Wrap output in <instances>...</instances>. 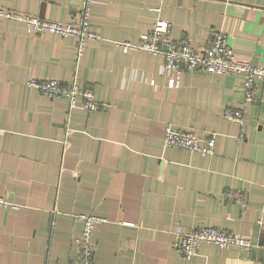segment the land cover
<instances>
[{
  "label": "crops",
  "instance_id": "1",
  "mask_svg": "<svg viewBox=\"0 0 264 264\" xmlns=\"http://www.w3.org/2000/svg\"><path fill=\"white\" fill-rule=\"evenodd\" d=\"M81 2L0 0V8L66 23ZM157 16L172 39L194 46L221 30L238 59L264 67V0H92L89 25L101 40L77 59L75 37L32 34L0 15V197L18 205L0 206V264H88L74 259L81 213L104 218L89 264H264V80L248 102L240 73L183 71L168 87L161 56L115 44L138 43ZM30 74L66 84L75 76L102 106L68 109L65 96L26 86ZM237 107L242 122L223 116ZM167 125L201 139L214 133V152L164 147ZM199 226L257 246L205 243L180 257L177 235Z\"/></svg>",
  "mask_w": 264,
  "mask_h": 264
},
{
  "label": "built area",
  "instance_id": "2",
  "mask_svg": "<svg viewBox=\"0 0 264 264\" xmlns=\"http://www.w3.org/2000/svg\"><path fill=\"white\" fill-rule=\"evenodd\" d=\"M253 1V0H248ZM92 0H82L77 11V18L72 22H60L40 18L32 14L4 11L0 8V15L8 19L22 21L28 32L39 34L42 32L55 33L60 36H73L77 40L76 59L83 53L86 43L101 40L89 25ZM158 13L159 7L150 8ZM170 22L156 17L150 30L140 36L138 43L116 41L115 44L123 51L142 49L161 56L164 72L167 73V86L176 87L183 71L206 70L212 73L236 74L243 77L242 89L244 101L256 98L259 82L264 80V67L254 65L248 61L238 59L227 41L226 34L221 30H210L200 46L192 45L187 39L174 40L169 35ZM26 86L37 89L46 98L56 100L65 96L68 109L79 107L87 112L98 110L102 103L94 98L91 87H82L74 76L69 84L56 78H38L32 74L25 80ZM80 100V101H79ZM223 116L228 120L242 122L243 108H225ZM205 138H199L193 131H182L167 125L164 128L163 146L182 148L196 151L202 156L214 152L215 134L208 133ZM229 198H236V194H228ZM1 207L16 208L18 205L0 197ZM244 205H242V208ZM81 221L80 234L72 242L76 250L75 260L91 263L94 254L92 235L97 223L104 220L94 213L77 214ZM212 244L218 249L237 247L249 252L257 246L252 238L228 232L216 226H199L189 232L179 233L173 243L176 253L183 258L198 254L202 244Z\"/></svg>",
  "mask_w": 264,
  "mask_h": 264
}]
</instances>
